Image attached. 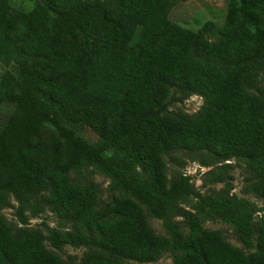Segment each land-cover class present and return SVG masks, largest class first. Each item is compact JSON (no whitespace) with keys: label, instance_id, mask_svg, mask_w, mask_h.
Segmentation results:
<instances>
[{"label":"trees","instance_id":"obj_1","mask_svg":"<svg viewBox=\"0 0 264 264\" xmlns=\"http://www.w3.org/2000/svg\"><path fill=\"white\" fill-rule=\"evenodd\" d=\"M174 0H0V53L17 72L0 74V264H264V0H225L214 39L173 23ZM139 37L132 43L133 27ZM66 84L64 93L57 91ZM203 98L194 113L169 109ZM93 120L94 145L79 131ZM44 129V143L38 136ZM208 168L198 191L174 171ZM109 179L110 193L89 173ZM16 202V221L1 211ZM45 211V220L30 224ZM261 212L259 217L255 214ZM149 217L162 220L157 234ZM229 223L231 244L219 229ZM66 245L83 249L64 258Z\"/></svg>","mask_w":264,"mask_h":264},{"label":"rangeland","instance_id":"obj_2","mask_svg":"<svg viewBox=\"0 0 264 264\" xmlns=\"http://www.w3.org/2000/svg\"><path fill=\"white\" fill-rule=\"evenodd\" d=\"M32 2L33 0H10V6L13 9H29ZM225 9V0H174L172 6L167 9L166 13L169 20L173 23L199 31L205 37L213 40L215 25L224 18L226 11ZM139 30L140 28L138 26L133 27L132 43H135L138 40ZM5 69H9L14 73L17 72V68L11 61L10 56L5 53H0V74ZM66 89V84H62L58 86L57 91L64 93ZM177 95L178 94H173L171 98L169 109L172 111L194 113L203 104V98L201 96L191 95L184 101L178 102L174 100V97ZM11 109L12 107L8 105H0V123L6 119ZM79 133L94 145L99 144L102 141L104 135V131L93 120L88 121V124L85 125L79 131ZM38 136L44 143L47 142L48 135L44 129L39 130ZM231 162L233 163V167L229 172L233 185L231 192L237 194L238 196L247 198L248 200L256 203L258 207L264 208V201L262 199L257 198L251 193L243 192L245 187V171L243 170V166L235 165L233 160ZM197 165H199L197 162L192 164V162L189 161L184 168H180L175 164L168 162L167 170L169 175L174 171H183L187 174H190V182L201 193L208 192L210 188L220 189L223 186V183L205 185L203 183L204 177L202 174L203 172L207 171L208 168H205V170L202 171ZM89 178L101 185L103 198L107 199L110 194L107 190L109 179L104 174L96 170H92L89 173ZM15 206L16 202L14 199H12V206L6 207L1 211V214L4 215L9 221H16ZM260 215L261 212H258L255 214V217L257 218ZM42 220H45L50 227L57 226V219L55 215L49 211H45L38 218H32L30 224L36 226L39 225ZM149 222L157 234L165 235V229L162 220L149 217ZM204 226L208 229L221 230L231 244L245 249L246 252L253 250L245 248L243 244L236 239L232 226L221 219L208 220L204 223ZM82 251L83 249L81 248L77 249L70 245H66L60 254L64 258H67L69 255H81ZM133 264L140 263L134 262ZM151 264H172V257L170 254L165 253L158 261Z\"/></svg>","mask_w":264,"mask_h":264},{"label":"built area","instance_id":"obj_3","mask_svg":"<svg viewBox=\"0 0 264 264\" xmlns=\"http://www.w3.org/2000/svg\"><path fill=\"white\" fill-rule=\"evenodd\" d=\"M195 162H192V164H194ZM199 167V169H201L202 171L205 170V167H202L200 165H197ZM184 175H190V174H187L186 172H184ZM191 176V175H190Z\"/></svg>","mask_w":264,"mask_h":264}]
</instances>
